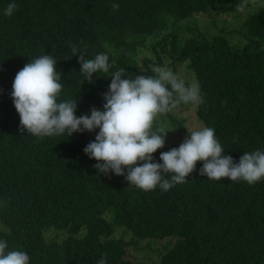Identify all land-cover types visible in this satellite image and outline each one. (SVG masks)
I'll use <instances>...</instances> for the list:
<instances>
[{
	"label": "trees",
	"instance_id": "trees-1",
	"mask_svg": "<svg viewBox=\"0 0 264 264\" xmlns=\"http://www.w3.org/2000/svg\"><path fill=\"white\" fill-rule=\"evenodd\" d=\"M9 3L18 6L12 16L4 14ZM255 3L264 0H0V240L6 252H27L29 264H134L129 248L154 252L153 264H264V179L252 185L211 180L200 176L198 161L185 183L143 191L129 185L126 169L105 174L94 166L98 161L84 149L98 128L70 137L21 132L11 97L17 72L52 55L62 73L59 100L77 99L76 115L90 116L93 107L105 110L115 71L124 69L125 79L152 76V66L168 62L178 76L185 69L200 84L204 102L195 115L238 163L245 152L264 151V6L240 28L212 36L183 20L239 17ZM228 34L243 43L232 44ZM73 46L85 59L106 53L109 72L87 81ZM140 50L149 54L137 58ZM170 121L188 135L181 121ZM184 140L165 144L153 162L163 163L160 154Z\"/></svg>",
	"mask_w": 264,
	"mask_h": 264
},
{
	"label": "clouds",
	"instance_id": "clouds-1",
	"mask_svg": "<svg viewBox=\"0 0 264 264\" xmlns=\"http://www.w3.org/2000/svg\"><path fill=\"white\" fill-rule=\"evenodd\" d=\"M112 7L118 11L120 6L113 4ZM238 7L243 10V5ZM17 8L15 3H9L4 14L12 16ZM72 53H79L75 46ZM79 61L80 72L90 83L93 74H106L111 67L106 53H99L94 59H85L80 54ZM56 63L52 55H42L31 59L17 72L11 97L20 116L21 132L26 130L39 138L65 133L70 137L75 132L98 128L95 140L84 152L98 161L94 166L101 173L125 175L126 169L129 185L143 191H152L157 186L168 191L175 184L185 183L196 170L198 161L203 162L200 176L211 180L227 178L252 185L264 179V151L245 152L238 163L234 162L231 155L223 154L225 149L216 138L215 130L207 126L198 130L185 126L188 136L179 147L162 152L163 163L153 162V154L165 146L168 132L174 130L155 127L156 118L181 104H202L198 82L187 84L173 71L159 65L151 67L154 75H138L134 79L123 78L124 69H120L111 75L109 91L104 93L105 110L93 107L90 116H77V99L59 100L63 85ZM165 174H170V179H166ZM7 247V243L0 240V264H29L27 252H6ZM98 264H106V259Z\"/></svg>",
	"mask_w": 264,
	"mask_h": 264
},
{
	"label": "rangeland",
	"instance_id": "rangeland-1",
	"mask_svg": "<svg viewBox=\"0 0 264 264\" xmlns=\"http://www.w3.org/2000/svg\"><path fill=\"white\" fill-rule=\"evenodd\" d=\"M261 4L264 6V3H260V4L255 3L254 5H251L248 8H245L239 17H235L234 16L235 13H233V15H230V14L219 15L218 14V15H215L214 17H212L211 19H209V16L192 15L188 18H185L183 20V22L188 26L196 25L202 33H205L206 36H212L213 34L218 33L220 31V29H224L226 32H230L233 29L236 30L237 28H240L248 16H250L252 13H254L255 11L260 9ZM228 38L232 44L241 45L243 43L242 41L239 40V37H236V34H234V35L228 34ZM148 54H149V52H147L145 50H140L137 53V58H141L144 55H148ZM165 66L170 70L172 68V67H168V62H165ZM173 73H175L177 76L179 75V72L177 73L175 71ZM191 76H193V75H191V73L187 72V70L185 71V69H184L182 71L181 75L178 77L183 79L187 84H190L193 82V78ZM169 88H170V86H169ZM195 109H196V105H192V104L183 105V104H181L177 108H175L173 111H171L167 114L160 115L156 118L155 122L158 124V127L164 126L167 129H174V130L168 132V134L165 138L166 139L165 144L177 142L180 139H186V137L188 136L187 134L182 135V133L179 132L180 130L178 129V124H176V125L172 124V122L170 121V119L172 117L178 119V121H181L184 127L187 126L189 128L197 129V130L204 127L201 124V122L197 119V117L195 115ZM185 129H187V128L185 127ZM187 131H188V129H187ZM115 234L118 237L122 236L124 238V240L128 239L127 233H124L121 235L120 231L117 230V232ZM127 252H128L127 256L129 258H131V260L134 262V264H137V261H139V262L143 261L146 263L153 264V262L159 258V256L157 254H155L154 252H151V251L140 252L138 250H133V249L129 248V250ZM161 252H162V250H161Z\"/></svg>",
	"mask_w": 264,
	"mask_h": 264
}]
</instances>
